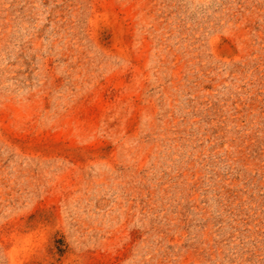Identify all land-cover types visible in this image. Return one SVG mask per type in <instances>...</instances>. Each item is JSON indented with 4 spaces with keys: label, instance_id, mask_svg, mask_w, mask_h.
<instances>
[{
    "label": "rangeland",
    "instance_id": "1",
    "mask_svg": "<svg viewBox=\"0 0 264 264\" xmlns=\"http://www.w3.org/2000/svg\"><path fill=\"white\" fill-rule=\"evenodd\" d=\"M0 264H264V0H0Z\"/></svg>",
    "mask_w": 264,
    "mask_h": 264
}]
</instances>
